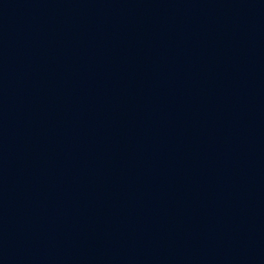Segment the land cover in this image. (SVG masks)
<instances>
[{
  "label": "water",
  "instance_id": "water-1",
  "mask_svg": "<svg viewBox=\"0 0 264 264\" xmlns=\"http://www.w3.org/2000/svg\"><path fill=\"white\" fill-rule=\"evenodd\" d=\"M264 233V0H0V264H245Z\"/></svg>",
  "mask_w": 264,
  "mask_h": 264
}]
</instances>
